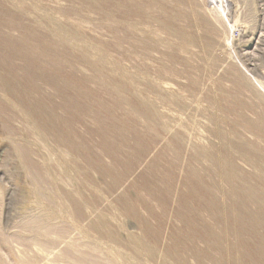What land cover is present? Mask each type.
<instances>
[{"label":"rangeland","instance_id":"374dc122","mask_svg":"<svg viewBox=\"0 0 264 264\" xmlns=\"http://www.w3.org/2000/svg\"><path fill=\"white\" fill-rule=\"evenodd\" d=\"M263 177L264 0H0V264H264Z\"/></svg>","mask_w":264,"mask_h":264},{"label":"bare ground","instance_id":"6f19581e","mask_svg":"<svg viewBox=\"0 0 264 264\" xmlns=\"http://www.w3.org/2000/svg\"><path fill=\"white\" fill-rule=\"evenodd\" d=\"M248 160V159H247ZM246 160V161H247ZM254 162H256V161H254ZM219 163V162H218ZM228 163V162H227ZM263 163V162H262ZM233 164V163H232ZM231 165V164H230ZM254 165H256V164H254ZM226 166V165H225ZM221 167V166H220ZM213 168V167H212ZM223 168V167H222ZM231 169V168H230ZM246 169V168H245ZM253 170V169H252ZM221 171V170H220ZM247 172V171H246ZM228 174V173H227ZM255 174V173H254ZM229 175V174H228ZM236 175V174H235ZM253 175V174H252ZM226 177V176H225ZM246 177V176H245ZM244 177V178H245ZM264 178V177H263ZM230 179V178H229ZM238 179V178H237ZM250 179V178H249ZM213 180V179H212ZM178 182V181H177ZM211 182V181H210ZM215 182V181H214ZM230 183V182H229ZM232 186V185H231ZM218 187V186H217ZM205 189H206V187H205ZM225 189V188H224ZM232 189V188H231ZM243 190H248V189H243ZM253 190V189H252ZM252 190H248L249 192H250V194H251V196H250V198H251V200H253L255 197H256V192H258V191H252ZM221 192V191H220ZM248 193V192H247ZM247 193H246V195H247ZM259 193H260V191H259ZM257 195H259V194H257ZM263 196V195H262ZM242 197H243V195H242ZM247 197H249V196H247ZM244 198V197H243ZM257 198H259V197H257ZM241 199V198H240ZM244 201H245V198L243 199ZM262 201H263V198L261 199ZM240 202H241V200H240ZM249 202V201H248ZM258 202V201H257ZM264 202V201H263ZM258 203H260V202H258ZM252 204V203H251ZM173 205V204H172ZM249 205V204H248ZM261 205H262V202H261ZM214 206V205H213ZM234 206V205H233ZM242 206V205H241ZM172 207V206H171ZM215 207V206H214ZM263 207H264V205H263ZM224 208V207H223ZM218 209V208H217ZM227 209V208H226ZM229 209V208H228ZM239 209V208H238ZM242 209H245V208H243V206H242ZM260 209H261V207H260ZM241 210V209H240ZM247 210V209H246ZM261 211H262V209H261ZM264 211V210H263ZM242 212V211H241ZM244 213H246V215H247V217L248 218H250L251 220H253V219H255V214L254 213H252V211L251 210H247V211H244ZM235 215V214H234ZM243 215V214H242ZM263 215V214H262ZM264 216V215H263ZM234 218V217H233ZM244 218V217H243ZM224 219V218H223ZM241 219H242V217H241ZM245 219V218H244ZM259 219V218H258ZM233 220V219H232ZM242 221V220H241ZM256 221V220H255ZM264 221V220H263ZM234 222V221H233ZM217 223V222H216ZM249 223V222H248ZM258 223V222H257ZM236 224V223H235ZM240 224H242V223H240ZM227 225V224H226ZM205 229V228H204ZM242 229V228H241ZM198 231V230H197ZM264 236V235H263ZM239 240V239H238ZM218 245H219V242H218ZM248 246V245H247ZM164 248V247H163ZM249 248H251L250 246L248 247V249ZM198 249V248H197ZM161 251V250H160ZM211 254V253H210ZM258 255V254H257ZM262 256H263V254H262ZM229 257V256H228ZM264 257V256H263ZM259 258H261L260 257V255H259ZM6 259V258H5ZM7 260V259H6ZM227 260V259H226ZM228 261V260H227Z\"/></svg>","mask_w":264,"mask_h":264}]
</instances>
